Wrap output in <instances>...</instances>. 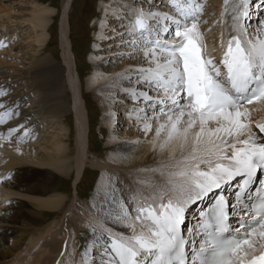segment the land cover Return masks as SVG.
I'll list each match as a JSON object with an SVG mask.
<instances>
[{
  "label": "snow or ice",
  "instance_id": "1",
  "mask_svg": "<svg viewBox=\"0 0 264 264\" xmlns=\"http://www.w3.org/2000/svg\"><path fill=\"white\" fill-rule=\"evenodd\" d=\"M139 2L147 8H133L128 19L126 35L134 37L129 46L135 49L130 55L143 49L145 60L155 67L139 69V80L148 84L149 91L163 94L158 92L156 99L148 92L133 95L146 103L145 111L159 112L143 131L154 130L163 140L161 149L179 142L180 171L174 175L181 179L170 192L161 193L158 203L153 198L135 210V220L142 224L139 232L133 223L131 235L107 237L102 264H264V196L260 194L264 188L257 190V203L241 204L238 225L229 223L227 202L219 199L215 207L202 210L198 230L192 229L187 237L182 230L187 211L208 193L239 177V203L247 197L257 170H264V137L258 138L243 119L248 114L244 104L264 99V39H240V33L246 32L241 20L249 17L250 0H237L231 6L233 30L238 34L228 40L220 65L202 56L199 0ZM224 5L222 15L229 11V0ZM163 7L169 11H159ZM11 115V110L0 114V123ZM157 120L164 122L156 126ZM257 127L264 133V123ZM13 131L9 129L8 135ZM231 207L235 212L236 206Z\"/></svg>",
  "mask_w": 264,
  "mask_h": 264
},
{
  "label": "bare ground",
  "instance_id": "2",
  "mask_svg": "<svg viewBox=\"0 0 264 264\" xmlns=\"http://www.w3.org/2000/svg\"><path fill=\"white\" fill-rule=\"evenodd\" d=\"M136 1L138 0H135V2L134 0H103L101 2L102 16L98 20L99 32L97 34L99 42H96L94 45V52L90 58L92 70L86 77V88L94 91V98L104 112L102 121L109 128V143L105 146V153L112 156L108 162L98 161L88 156V153L92 151L90 148V110L88 108V100L81 86V71L76 59V53L74 52L72 30L70 28L71 18L69 11L72 8L74 0H62L61 11L63 13L61 12L60 39L64 48V61L61 65L52 69L51 63L53 62L43 59L31 67L30 72L28 71L31 75L24 77V73H21L23 71H19L20 73H16V76L19 75L18 78L20 79L26 78L24 79L27 82L25 86L31 88V90L26 92L20 90L15 95L0 98V102H10L12 107L16 103L22 105L20 111L25 112L29 109L27 110L26 108L27 105L25 103L27 101L24 102L23 100L27 98L31 91L36 90V93L39 94V99L31 101L33 108L38 111V114L45 117L46 122L50 126V123L53 122L51 119L57 118V121L60 123L59 118L61 114L67 112V107L69 108V106H66V103L69 96L67 95L68 97H66L65 95L69 92L67 88L70 86L73 100L70 109L73 111L75 118V154L72 159L69 157L73 153L71 138L68 132L70 129L64 126L63 122L59 126V131L56 132V137L50 141V144L45 145L44 148L42 147V150L39 149L37 151L33 150L34 145H24L21 147L17 144L13 146L9 142L6 143L2 137L5 134L0 129V149H2L0 155V199H16L18 197L16 203L6 205L5 202H1L0 204V264H57L56 262L60 256L63 242H61V246L59 247L58 241L47 238L49 236L46 234L48 232L47 229L45 231L39 228L46 212L59 211L67 203V194L58 191L54 186L56 178H67L74 171L76 172V188L88 164L102 170L95 191L97 197H99V202L97 204H93L92 202L89 205L80 204L78 206L80 207L79 212L72 216L74 220L72 223H77L78 228L74 226L73 231L71 230L68 233V235L70 234L69 241L72 245L68 241L71 246L69 248L67 245L69 249H66L65 260H59L61 264H65L74 253L76 259L73 258L75 260L71 264H92L93 260H95V264H102L101 254L107 246L106 233L103 236L101 235L104 232L103 228L107 225V233H113V236H128L126 232L129 231L132 234L133 229L131 225L135 223L136 231L139 232L142 224L138 220H135V216L137 215L135 210L140 208V204H143V202L146 206L152 203L153 200L151 198H156V202L158 203L161 193L170 192L172 185L180 181L181 178L174 175V173L180 171V168L177 166L178 161L181 160L179 142H174L161 149L160 144L163 140L157 139L154 130L150 133L143 131L144 124L152 123V118L158 116V114L149 111V114L153 115L147 116L148 111L144 113L141 110V108L146 109L141 102L143 100L137 99L133 95L134 92L137 95L141 92H148V95L152 96L150 91H147L148 84L140 81L141 87L138 89L135 77H140L141 75L137 74L138 69L155 67V65H150L145 60L142 48L139 52L140 56L135 55L133 59L128 60L131 55L125 53L124 55L127 56L124 57L125 61L116 60L111 63V67L107 65L108 55L104 49V46H107L106 42L114 37L116 32L118 33L117 37H125L122 38L123 41L130 42L129 39L131 37L126 35L129 31L127 25L130 14L133 8H147V4L138 3V5L135 4L137 3ZM236 2L237 0H229V11L224 15H222L224 8L222 5L218 6L217 14L212 18V21H214L216 16H218L217 28L208 30L202 29L198 25L201 43L206 49L208 58L212 60H214L213 57L216 59L223 58L224 52L227 50L228 40L238 34L237 31L233 30V13L231 11V6ZM167 3L168 0L166 1ZM165 9L167 8L165 7ZM153 10L156 11L157 9ZM159 11L162 12L161 9ZM56 13L57 10L54 7L35 4L31 11L32 17L30 15L24 20L31 24V30L34 32V35L30 41L34 42L40 51L47 48L49 44L50 27L54 18L53 16ZM125 13H128L129 16H126ZM119 18H123L125 24H123V21L111 23V20L115 21ZM114 26L118 27L114 28ZM205 27L210 28V26ZM245 29L246 32L240 33L241 40H243L242 38L247 39L248 30H252V27L245 26ZM260 29L254 28L249 39L253 41L257 38L264 39L262 36H255ZM122 33L123 36L121 35ZM263 33L264 28L261 34ZM131 49L133 48L127 50L130 51ZM135 57H139V61L137 59L134 62ZM143 61L145 62L143 63ZM2 66L0 61V67ZM64 74H67V79L62 80V75ZM7 78L0 74V81ZM127 93L131 95L137 104H141L137 107V110L129 109L128 111L127 107L122 106L127 104L124 103L126 100L125 94ZM120 101L123 102L121 104L122 107L117 105ZM131 104L133 103H129V105ZM249 113L248 111L246 117L243 118L244 122L250 125L252 132L256 133L258 137L259 134L254 129V125L264 119V101L253 106L251 108V115ZM122 120H125V123L120 125L119 122ZM130 121H132V124ZM163 122L162 120H157L155 123L158 126L159 123ZM117 125L120 126L116 127ZM53 126L51 127L55 128ZM5 129H8V127H5ZM116 129H120L121 132L119 133ZM25 133H29V131L19 133L18 137L21 138L22 136L20 135H23L24 140H26ZM133 144L136 145L132 147ZM184 154H187V151ZM36 167L45 170V174H47L45 176L42 174L35 179L34 172L37 169ZM108 167L125 168L126 171L129 168L135 167L136 173L132 175L134 180L128 179L127 182L124 180L123 185H125V188H123L122 192H120L121 190L119 192L117 190L110 191V187L107 185L108 178L114 170H108ZM13 170H16L14 171L15 176L12 179H7V174ZM115 173L118 172L115 171ZM118 174L120 175V172ZM122 177L125 178L123 174ZM134 185H139L138 188L141 187L140 192H138L134 200L135 204L131 200L132 196L129 190ZM13 189L24 191L28 195L25 196L14 192ZM107 191H110V193ZM158 191L160 193H157ZM14 195H17V197H14ZM166 199L167 197L165 196V202ZM25 203H27L28 207L24 206ZM76 203L78 204V201ZM73 204L74 202L66 211L71 210L70 208ZM125 210H127L128 215L124 214ZM120 214H122L121 220L118 219V215ZM29 221L32 223L28 226ZM83 229H89L91 234L84 241L85 249L82 252L80 250L82 253L80 255L77 251L81 249V244L77 241L74 243V235L78 233V230ZM93 229H96V234L93 233ZM116 230L117 232H115ZM15 231H24L25 233L19 239L10 241L11 235ZM43 238H46L43 241L44 244L42 242ZM27 240L29 241L27 242ZM96 246L100 247V250L95 251ZM39 248L40 251L38 253L35 252L36 255L32 253V250H38ZM73 248L77 250L72 252ZM86 248L87 253L85 251ZM34 255L38 258L36 259ZM32 257H35V260Z\"/></svg>",
  "mask_w": 264,
  "mask_h": 264
},
{
  "label": "rangeland",
  "instance_id": "3",
  "mask_svg": "<svg viewBox=\"0 0 264 264\" xmlns=\"http://www.w3.org/2000/svg\"><path fill=\"white\" fill-rule=\"evenodd\" d=\"M102 1L103 0H74L72 8L69 12H70V18H71L70 19V28L72 30L71 35H72L73 44H74L73 48H74V52L76 53V59H77V62H78V65H79V68L81 71V80H82L81 86H82L83 92L85 93V97L88 100V108L90 110V112H89L90 113V126H91L90 127V148L92 151L88 153L89 154L88 156H90L92 159H97L98 161L108 162L109 158L112 156L110 154L105 153V146L109 143V138H108L109 128L102 121L104 112L94 98V91L88 90L86 88V85H85L86 84V77L88 76V74L92 70V68H91L92 63H91L90 58H91L92 53L94 52V45L96 42H99L98 37H97V34L99 32L98 20L102 16V10H101V5H102L101 2ZM206 1H208L207 11L209 14H210L209 9L211 10V12L214 11L212 14L213 16H214V14H217L216 10L218 9V6L219 5L221 6L224 3V0H206ZM159 2H160V0H157V3H159ZM35 4H38V5L43 4L46 6H51L57 10L56 15L53 16L54 18H53V21H52V24L50 27L51 35H50V41L48 42L49 44L47 45V48H45L43 51L42 50L40 51L38 49V47L35 46L36 44H34V42L30 41L31 38H33L34 32H32V30H31V24L28 23L27 21H24L25 19H27L31 15V11H32ZM135 4H138V3H135ZM61 5H62V0H0V6H3V7H0L1 8L0 9V40L2 41V44L4 45V46H0L1 47L0 48V61H1V66L3 65L2 67H0V68H2L0 70V74H1V76L8 77L7 80H3V82H6V84L9 83V81L15 82L14 83L15 90H12L11 93L17 94V92L20 90L25 91V92L28 90H31V88H27V86H25L27 82L24 79H26V78L20 79V78H18L19 75L16 76L21 71H23V72H21L22 74L24 73L23 76L26 77V75H31V73H29L31 67L36 65V63L40 60L48 59L51 62H53V63H51L52 69H55L56 66L61 65V63L64 61L63 60V49L64 48H63V45H62L61 39H60V37H61L60 28H61V19H62L61 12L63 13V11H61ZM223 6L222 7L225 8V5H223ZM31 17H32V15H31ZM119 21H123V24H125L123 18L122 19L119 18L115 21L111 20V23H116ZM211 24H212V21H210V25ZM117 27L118 26H114V28H117ZM205 28H202V29H205ZM254 28H258V27H255L252 25V30H250V31L248 30V35L246 36L247 39H249V37L251 36V33L253 32ZM260 28L261 29L259 30V33H260L259 37H261V36L264 37V33L261 34L264 26L263 27L260 26ZM117 34L118 33L116 32L114 34L115 36L110 38V40L108 42H106L107 46H104L105 47L104 49L106 50V54L108 55V63H107L108 67H111L112 66L111 63L115 62L116 60L122 61V62L125 61L124 57H127V56L124 54L125 53L130 54L133 51H135V49H131L130 51L127 50V49L132 48V47H129V42H126V44H128V45H126L121 37H119V36L117 37ZM121 35L123 36V33ZM255 36L257 37V35H255ZM123 38H125V37H123ZM132 39L133 38L131 37L129 40L131 41ZM123 49H125V50H123ZM71 56H73V55L71 54ZM133 56H135V55H131L130 58H128V60L133 59ZM137 59L139 61V57H135L133 61L135 62ZM144 62L145 61H143V63ZM144 66H146V65H144ZM135 69H138V68H135ZM137 74H141V73L139 71H137ZM65 79H67V74L62 75V80H65ZM135 81L137 82L136 86L139 89L141 87V84L139 83L140 82L139 76L135 77ZM3 82L0 81V83H1L0 87L2 86ZM16 83H18V84L16 85ZM6 84H5L6 88H9L10 85H8V84L6 85ZM23 86H25V87H23ZM68 88H67V90L69 92H67V93L65 92L66 93L65 96L66 97L69 96L68 101L66 103V106H69V108L67 107V112H63L61 114V117L59 118L60 123L57 121V118L51 119L53 122L50 123V127L47 128V125H46L47 129L45 127L44 128L41 127V129H46L45 132L43 133L41 139H37L35 141V143H31V144H28L26 146L34 145V149H33L34 151H37L39 149L42 150V147L44 148L45 145L50 144V141L56 137V135H57L56 132L59 131V128H60L59 126L63 122V125L70 129V131L68 130V132H69V135L71 138V148L73 149V153L69 157H70V159H72V157L75 154V143H74L75 142V124H74L75 118H74L73 111L70 109V106L73 102L72 91H70V86ZM148 90H149V87H148L147 91ZM7 93H9V92H7ZM27 93L29 94V92H27ZM31 93L33 94L32 95L33 99L32 98H30V99H32V101H37L39 99V94L36 93V90L31 91ZM31 93L28 95L29 97L31 96ZM127 94H125V95H127ZM10 95H15V94H10ZM2 96H4V95H2ZM26 101L27 100H25L24 102H26ZM25 104L27 105L26 106L27 110L28 109L33 110V111H35V113H38V111L36 112V109L33 108V104L31 101H27V103H25ZM121 104H123V102H121V101L117 103V105L120 107H122V106L126 107V105L121 106ZM29 110H28V112L25 113V115L30 114ZM14 112L16 113L17 111H14ZM35 113L30 115V119L35 117ZM149 113L150 112L148 111L147 116L153 115V114H149ZM39 115H40L41 119L44 121V117L41 114H39ZM153 119L154 118H152V121H153ZM119 123L121 125V124L125 123V120L124 121L122 120ZM130 123L132 124V121H130ZM52 125H54L53 127H55V128H52L51 127ZM120 125H117L116 127H119ZM7 127H9V125H7L6 128ZM116 130L119 133L121 132L120 129H116ZM4 136H2L3 140H4ZM17 137H18V135H17ZM4 141L6 143L9 142L13 146L16 144L21 146V147L24 146V145H21V143L12 141V139L9 141H6V140H4ZM0 145H1V143H0ZM135 145L133 144L132 147H134ZM71 163H72V161H71ZM109 169L112 171L114 170L108 178L109 180H108L107 185H108V187H110V191L111 190H117L119 192L121 190L120 192H122L123 188H125V185H123V181L125 180L127 182L128 179L129 180L131 179L132 181L134 180L132 175H135L133 173H136L135 167L129 168V169H127V171L125 168L120 169V167H108V170ZM100 170L101 169H99L98 167H96V166L94 167V166L88 164V166H86L83 177H82L80 183L78 184V187H77L78 192L76 191V193H75V190L73 187V184L75 186L76 172L72 171V173L69 174V176L67 178H62V179L56 178L55 179L54 186L58 191H61L65 194H67V196H68V198L66 200L67 203H66V205H64V207L60 208L59 211L46 212L44 214V219H43V221H41L39 228L44 229L45 231L47 229L48 232H46V234L49 235V236H47V238H51L53 240L58 241L59 247L61 246V242H63L64 239H66L70 235V234L68 235V233H65L66 229L69 230L70 228H72V229H70V232H71V230L73 231V229H74L73 227L77 226L76 225L77 223L76 224H75V222L72 223L74 221L72 219V216H74L75 214H77L79 212L80 207H78V206H80V204L89 205L92 202H93V204H97L99 202V197H97L95 191L97 189L96 185L99 182V178L101 177L102 170L101 171ZM14 171H16V170H13L12 172H14ZM115 171H117L118 173L120 172V175L118 173H115ZM42 174H43V176H45L47 173L45 174V170H41V169L37 168L36 171L34 172L35 179H37ZM122 174L124 175L125 178L122 177ZM125 175H127V176H125ZM128 176H129V178H128ZM73 179H74V182H73ZM120 179H122V180H120ZM136 186L137 185H134L133 187L129 188V190L131 191L130 194L132 196L131 200H132L133 204H135L134 200L137 197L138 192H140V189H141V187L138 188L139 185L137 186V188H135ZM13 191L17 192V193H21L25 196L28 195L26 192L21 191V190L19 191L17 189H13ZM110 191H107V192L110 193ZM24 193H26V194H24ZM157 193H160V192L158 191ZM75 195L76 196L78 195V199H77L78 204L76 203L77 201L75 202V200H74V198H76V197H74ZM14 197H17V195H14ZM0 200H1L0 204H1V202H6L7 200H16V202H17L18 197L16 199H4V200L0 199ZM151 200H153V198H151ZM73 202H75L76 204L74 206H72V210H71L72 214L68 215V217L67 216L65 217V218L69 219V221H67L65 223V221L62 219L64 218L65 214L66 215H67V213L70 214V210L67 212H66V210L69 208V206ZM24 206L28 207L27 203H25ZM143 206L144 207L146 206L144 204V202H143V204H140V207H143ZM81 209H83V208L81 207ZM118 217H119L118 219L121 220L122 214L118 215ZM62 222H63V224H61ZM28 223L29 224H27V225L29 226L30 223H32V222L29 221ZM107 227L108 226L106 225L103 228V230L106 234H108L107 230H106ZM77 228H78V226H77ZM24 233H25L24 231L13 232V234L11 235L10 241H14V240L19 239ZM90 234H91V232L89 229L88 230L83 229V230H78V233H76L74 235V239H75L74 243H75V241H77L81 244V249H79L77 251L78 254L79 253H80V255L82 254L81 252L83 251V249H85V242L84 241L90 237ZM76 235L78 238L76 237ZM71 236H72V234H71ZM45 239L46 238H43L42 242L45 241ZM68 239H70V237ZM28 241L29 240H27V242ZM69 242H68V247L72 245V243L70 242L71 243V245H70ZM41 243H40V245H41ZM43 244H44V242H43ZM96 247H98V246H96ZM69 248H66V249L68 250ZM75 248H77V246H75ZM67 250H66V252H67ZM76 250H74V248H73L72 252H74ZM80 250H81V252H80ZM38 251H40V248L38 250H32V253L33 254L35 252L38 253ZM95 251H97V250H95ZM36 253H35V255H36ZM86 253H87V248H86ZM74 254L71 255V258H68V261L65 262V264H67V263L71 264L74 262V260L76 259ZM64 255H62V258L60 259V261L62 259L65 260ZM35 257H36V259L38 258L37 256H35ZM35 257H32L33 260H35ZM73 258H75V259H73ZM56 263L61 264L59 262V259H57Z\"/></svg>",
  "mask_w": 264,
  "mask_h": 264
}]
</instances>
